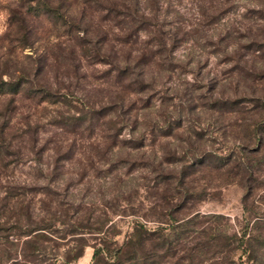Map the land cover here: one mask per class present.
<instances>
[{"label":"trees","instance_id":"1","mask_svg":"<svg viewBox=\"0 0 264 264\" xmlns=\"http://www.w3.org/2000/svg\"><path fill=\"white\" fill-rule=\"evenodd\" d=\"M26 2L49 28L38 38L29 11L11 18L6 57L34 56L0 73V264H78L89 247L90 264H264V217L233 230L198 209L238 184L251 213L264 190V0H197L188 25L169 0ZM199 47L229 69L198 74ZM177 71L193 83L167 87ZM18 98L43 105L50 136L33 117L16 124ZM45 155V184L8 180ZM100 176L110 185L87 197ZM117 217L132 219L121 243Z\"/></svg>","mask_w":264,"mask_h":264},{"label":"rangeland","instance_id":"2","mask_svg":"<svg viewBox=\"0 0 264 264\" xmlns=\"http://www.w3.org/2000/svg\"><path fill=\"white\" fill-rule=\"evenodd\" d=\"M164 1V0H163ZM172 8L176 10L179 15L184 19L185 25L193 24L195 17H196V3L197 0H169ZM29 2L26 0H0V73L2 71V80H8V74H14L15 76V68H23L28 63L27 57L29 55L34 56V51L25 47V48H18L15 52V56L6 57L8 50H10V43L9 39H13L15 37L20 38L19 33V25L15 23V25H11V18L15 13L18 12H25L26 10L29 11L28 14V22L32 29L36 32L41 38H43V32L45 29L49 28V21L46 18L36 15L32 10L30 11ZM34 6V5H33ZM32 12V13H31ZM241 14L240 10H231L230 13L224 18V21L228 23H239L238 15ZM172 16V14H171ZM168 18H171L170 16ZM169 20V19H168ZM241 22V21H240ZM246 23V22H244ZM43 29V31H42ZM8 38V39H7ZM189 46L181 47L175 52L176 59L180 62H186V58L184 57L185 54L189 51ZM200 47L196 49V54L201 56L203 52L200 51ZM208 50V51H207ZM205 50L203 57L201 56L200 61L202 62L203 66H206L204 69L201 70V73L198 74H205V72H209V77L214 75H219L229 69V65L223 63L222 56H218L215 54L208 53L211 52L210 49ZM218 56V57H217ZM6 58H9L10 61H6ZM5 60V61H4ZM4 61V62H3ZM205 61H207V65H205ZM15 62L18 64L15 65ZM2 63H6L2 65ZM12 63V64H11ZM89 69L88 72H90ZM175 79L166 84V86H174V85H181L183 83H188L189 85L193 83L194 75L189 72L180 73L179 71L176 72ZM207 74V73H206ZM71 81H65V85L70 83ZM43 107L39 106L36 110L35 104L31 101L25 100L23 98L17 99V112L14 118L16 124L23 123L24 120H40V125H45L44 129L41 130V136L46 139L47 135L50 136V131L53 129L47 126V117L45 112L41 109ZM36 120V121H37ZM44 131V133H43ZM124 137H128V132L125 131L123 133ZM219 142V141H218ZM214 148H219V145H214ZM50 158L49 155H45L43 160L40 162L34 163V161H27L26 163H20L13 168L11 174H9L8 180L10 182H15L17 184H30L36 182L39 185L45 184L49 179L43 180L39 177L37 168H41L43 170V174L47 175V166L49 164ZM51 162V161H50ZM264 178V175L260 177L258 182ZM7 180L4 178L1 179L0 184H5ZM111 183L110 178H103L99 177L94 179L93 185V192L87 197H93L94 199L100 198L98 195V186L101 185L104 189L107 188ZM256 184V183H255ZM74 194H79L78 189H71ZM1 192V190H0ZM82 195V196H81ZM264 190L260 189L257 190L256 194H253V199H248V202H252V207H249V203L247 207L250 209H254L253 211L248 212L244 209L243 206V198H244V191L238 184H233L230 186H225L220 190L214 191L212 195L204 202H202L198 209L202 214H219L224 216L225 219H228V224L230 228L232 227L233 230H240L243 223L247 220L246 218L251 215H257L259 217H264ZM79 197H83V193L79 195ZM115 221L118 223L121 235L117 238L119 243L123 241L124 235L127 233V227L131 223L132 219L124 218L120 219L117 217ZM225 222V221H224ZM226 224V223H223ZM93 249L91 247L87 248L84 252V256L78 261V264H90L92 260Z\"/></svg>","mask_w":264,"mask_h":264}]
</instances>
